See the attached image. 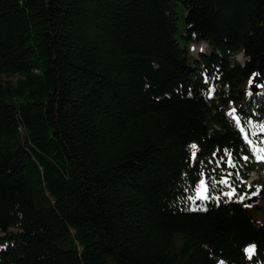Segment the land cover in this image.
Wrapping results in <instances>:
<instances>
[{"label": "trees", "instance_id": "1", "mask_svg": "<svg viewBox=\"0 0 264 264\" xmlns=\"http://www.w3.org/2000/svg\"><path fill=\"white\" fill-rule=\"evenodd\" d=\"M180 2L0 0V264H263L264 0Z\"/></svg>", "mask_w": 264, "mask_h": 264}, {"label": "rangeland", "instance_id": "2", "mask_svg": "<svg viewBox=\"0 0 264 264\" xmlns=\"http://www.w3.org/2000/svg\"><path fill=\"white\" fill-rule=\"evenodd\" d=\"M175 1V6H174V9H175V13H176V19H175V23H176V32L174 34V36L177 38L178 42L180 45L183 44L182 42V38L178 35L179 33H182V30H183V27H184V22H183V9L181 7V2L180 0H174ZM205 44L202 43V42H199V43H190L187 45V51H188V54L195 57L198 55V51L199 49L198 48H201V50L205 49ZM208 50L205 49V52H207ZM232 58L234 60H236L237 62H240V61H243V56L240 55V54H235L232 56ZM251 85L254 84V82L250 83ZM227 114L229 116V120L233 122L234 125L238 126V120L237 118L235 117V115L233 114V106L231 104H228V107H227ZM248 146L251 147V151H252V154H253V165L255 166V168L250 171L248 173V177L246 179V183H251L252 181H255L256 178H258L259 174H260V171L264 170V160H257L256 157L257 156H262L264 157V154L262 153V150L259 146H256L252 143H249L248 141ZM202 190H203V187H200L199 186V189L197 190V194L199 196H202ZM250 214L251 216L256 219V220H261L262 219V213L260 211H257V210H250ZM250 245H253V242H249L247 243L245 246H244V250L245 248H247L248 246ZM245 255L248 256V254L244 251ZM264 264V262H263Z\"/></svg>", "mask_w": 264, "mask_h": 264}, {"label": "snow or ice", "instance_id": "3", "mask_svg": "<svg viewBox=\"0 0 264 264\" xmlns=\"http://www.w3.org/2000/svg\"><path fill=\"white\" fill-rule=\"evenodd\" d=\"M249 83H252V82L250 81ZM249 143H251V141H249ZM191 147L193 149H195L196 148V145H192ZM193 155H195V153H193ZM244 159L247 160L248 157H244ZM256 159L257 160H264V157L257 156ZM229 162H231V157L229 158ZM229 176H231V173H229ZM219 183H221V184H228V178L227 177L222 178L221 180H219ZM199 186L200 187H204L205 193H207V187L205 185V180L204 179H200ZM255 194H256L255 192L252 193V195H255ZM226 195L229 198H232V197L236 196L237 195V189H236V187L235 186H232V190L229 191L228 193H226ZM197 198L198 199H204V200H206V199L209 198V196L207 194H205L204 196H198ZM245 198L246 197L244 195H239V197H238V199L240 201L245 200ZM246 206H250V205H246ZM244 251L248 254V257L251 258L252 257V254L256 251V246L255 245H250L247 248H245ZM220 264H225V262L221 261Z\"/></svg>", "mask_w": 264, "mask_h": 264}, {"label": "water", "instance_id": "4", "mask_svg": "<svg viewBox=\"0 0 264 264\" xmlns=\"http://www.w3.org/2000/svg\"><path fill=\"white\" fill-rule=\"evenodd\" d=\"M252 81L254 82V84H252L251 86H250V88H251V91L252 92H255L256 91V83H261V81L259 80V78L257 77V78H253L252 79Z\"/></svg>", "mask_w": 264, "mask_h": 264}]
</instances>
